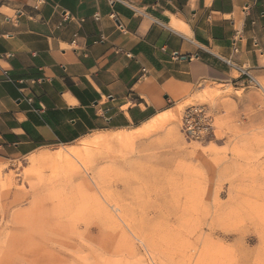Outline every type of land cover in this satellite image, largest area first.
Returning a JSON list of instances; mask_svg holds the SVG:
<instances>
[{
    "label": "rangeland",
    "instance_id": "obj_1",
    "mask_svg": "<svg viewBox=\"0 0 264 264\" xmlns=\"http://www.w3.org/2000/svg\"><path fill=\"white\" fill-rule=\"evenodd\" d=\"M195 106L213 114L212 139L182 133ZM121 134L128 141L93 136L63 159L0 162V264H264L259 85L203 83L149 125L110 136Z\"/></svg>",
    "mask_w": 264,
    "mask_h": 264
},
{
    "label": "crops",
    "instance_id": "obj_2",
    "mask_svg": "<svg viewBox=\"0 0 264 264\" xmlns=\"http://www.w3.org/2000/svg\"><path fill=\"white\" fill-rule=\"evenodd\" d=\"M129 1L143 15L0 0V162L139 130L203 83H264V0Z\"/></svg>",
    "mask_w": 264,
    "mask_h": 264
},
{
    "label": "built area",
    "instance_id": "obj_3",
    "mask_svg": "<svg viewBox=\"0 0 264 264\" xmlns=\"http://www.w3.org/2000/svg\"><path fill=\"white\" fill-rule=\"evenodd\" d=\"M111 5L122 4L132 8L135 13L143 15L129 0H108ZM249 83L259 85L252 77L248 76ZM7 81L11 82L6 74ZM181 130L188 139L197 142H204L212 139L216 135L215 118L208 108L195 106L187 109L181 117Z\"/></svg>",
    "mask_w": 264,
    "mask_h": 264
},
{
    "label": "bare ground",
    "instance_id": "obj_4",
    "mask_svg": "<svg viewBox=\"0 0 264 264\" xmlns=\"http://www.w3.org/2000/svg\"><path fill=\"white\" fill-rule=\"evenodd\" d=\"M259 86L261 90L264 92V84L259 82ZM219 91V90H218ZM129 136H124V135H117V136H103V137H98L94 140L93 143L96 144H102V145H110V144H121L123 142L128 141ZM70 152H62V153H57V154H47L44 155L42 158L44 159H51V160H58V159H63L66 158Z\"/></svg>",
    "mask_w": 264,
    "mask_h": 264
}]
</instances>
